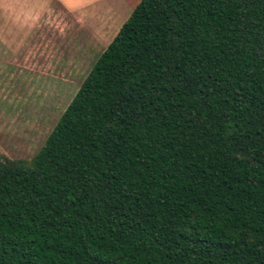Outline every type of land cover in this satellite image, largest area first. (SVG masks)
Segmentation results:
<instances>
[{
	"label": "trees",
	"instance_id": "trees-1",
	"mask_svg": "<svg viewBox=\"0 0 264 264\" xmlns=\"http://www.w3.org/2000/svg\"><path fill=\"white\" fill-rule=\"evenodd\" d=\"M0 264H264V0H140L0 155Z\"/></svg>",
	"mask_w": 264,
	"mask_h": 264
},
{
	"label": "rangeland",
	"instance_id": "rangeland-1",
	"mask_svg": "<svg viewBox=\"0 0 264 264\" xmlns=\"http://www.w3.org/2000/svg\"><path fill=\"white\" fill-rule=\"evenodd\" d=\"M139 1L118 0L109 18L85 19L54 1L40 10L0 0V155L35 154Z\"/></svg>",
	"mask_w": 264,
	"mask_h": 264
},
{
	"label": "crops",
	"instance_id": "crops-1",
	"mask_svg": "<svg viewBox=\"0 0 264 264\" xmlns=\"http://www.w3.org/2000/svg\"><path fill=\"white\" fill-rule=\"evenodd\" d=\"M53 1L59 3L63 11L75 13L85 19H106L115 13V9L120 4L118 0H22V3L28 5L37 4L40 10L41 8L46 10Z\"/></svg>",
	"mask_w": 264,
	"mask_h": 264
}]
</instances>
